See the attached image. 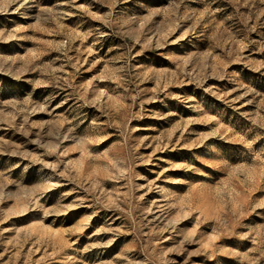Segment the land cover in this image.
Masks as SVG:
<instances>
[{"label":"rangeland","instance_id":"1","mask_svg":"<svg viewBox=\"0 0 264 264\" xmlns=\"http://www.w3.org/2000/svg\"><path fill=\"white\" fill-rule=\"evenodd\" d=\"M0 264H264V0H0Z\"/></svg>","mask_w":264,"mask_h":264}]
</instances>
